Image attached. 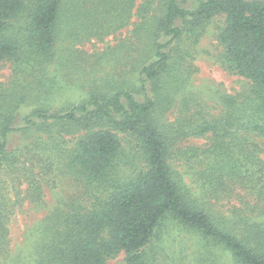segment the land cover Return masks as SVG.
Instances as JSON below:
<instances>
[{"label": "trees", "instance_id": "trees-1", "mask_svg": "<svg viewBox=\"0 0 264 264\" xmlns=\"http://www.w3.org/2000/svg\"><path fill=\"white\" fill-rule=\"evenodd\" d=\"M215 20L217 61L249 82L213 103L187 86ZM130 25L102 52L79 47ZM7 64L0 264H264V0H0ZM63 178L72 191L12 248L16 209L45 207Z\"/></svg>", "mask_w": 264, "mask_h": 264}, {"label": "rangeland", "instance_id": "rangeland-1", "mask_svg": "<svg viewBox=\"0 0 264 264\" xmlns=\"http://www.w3.org/2000/svg\"><path fill=\"white\" fill-rule=\"evenodd\" d=\"M133 22L136 21V17L133 18ZM216 20L212 22L205 34L200 40L198 45V53L196 55L195 63L198 71L194 74L192 80L187 86L188 90H194L201 93V96L208 102H215L220 99L222 93L236 94L242 88L248 86L249 80L242 76L234 75L225 70L221 64L217 61L216 57L218 49L216 48L217 41L215 39V26ZM132 25L126 27L122 31L115 35L108 36L104 41H97L95 39L80 45L79 47L87 51L89 54H96L106 50L111 45H117L121 39L127 38L130 35ZM11 74L10 65H5L0 69V83L6 81ZM78 77L80 75H77ZM76 84H78L76 82ZM76 84L69 85L67 88L70 98L79 100L81 95V89L76 88ZM83 89V88H82ZM62 100L64 97L61 98ZM67 99V98H66ZM174 111V110H173ZM169 118L174 119V114L169 113ZM23 113L20 114L17 120L16 127L21 126ZM19 136L14 134L11 137V146H15L19 140ZM189 142L197 144L205 143L204 139H191ZM130 147H128L129 149ZM264 157V154H263ZM176 169L181 172L184 181L190 186L194 192L199 193L200 187L197 181L194 179L192 173L188 172V166L179 162H176ZM72 191V185L67 182V178H63L62 181H58L54 188H46L45 199L46 205L43 208H36L33 204L26 202L21 209H16L15 213L11 216L9 222L11 245L14 249H23L27 243L28 229L37 221L44 218L47 213L57 203V199L65 197ZM174 239L179 241L181 239L178 231L173 233ZM178 245H173L168 248L170 255ZM194 245V240L188 238L187 241V253L191 255ZM110 264H125L124 253L119 254L114 259L110 260Z\"/></svg>", "mask_w": 264, "mask_h": 264}]
</instances>
